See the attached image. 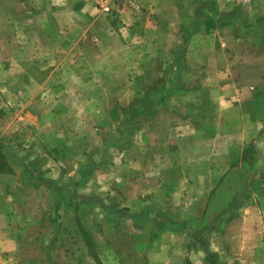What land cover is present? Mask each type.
Listing matches in <instances>:
<instances>
[{
	"label": "rangeland",
	"instance_id": "1",
	"mask_svg": "<svg viewBox=\"0 0 264 264\" xmlns=\"http://www.w3.org/2000/svg\"><path fill=\"white\" fill-rule=\"evenodd\" d=\"M117 9L0 0V202L13 216L0 264H264V146L250 142L264 120L229 114L249 96L230 87L204 91L215 120L197 109L179 38L172 57L149 42L117 71ZM237 59L239 79L264 70Z\"/></svg>",
	"mask_w": 264,
	"mask_h": 264
},
{
	"label": "crops",
	"instance_id": "2",
	"mask_svg": "<svg viewBox=\"0 0 264 264\" xmlns=\"http://www.w3.org/2000/svg\"><path fill=\"white\" fill-rule=\"evenodd\" d=\"M263 1L242 4L227 0H118L117 11L123 25L121 32L125 40H128V45L123 44L121 53L114 54L109 51L108 56L109 58L115 56L118 59L115 62L120 68L117 71H123L125 64L119 63L124 62L123 57L140 58L150 55L149 50L144 48L149 42L163 43V47L154 55L172 57L174 51L172 41L179 38L186 47L182 48L177 56L195 58L191 59L196 61L195 72L201 76L196 84L197 91H201L195 98L197 109L204 110L205 107L211 106L215 120L218 117L215 115L219 100L214 91L212 98L206 101L204 91L226 87L242 89L249 95L248 98L233 99L232 107L227 110L228 113L233 114L238 120L260 122L264 120V93L261 95L258 91L261 89L258 88L264 87V70L262 66L258 69L252 65L243 66L246 76L240 80V65L238 66L237 58H264V5L261 4ZM25 37L27 40L40 39L38 34ZM104 52L106 51L101 53ZM227 74L233 76V79L225 82L223 79ZM221 81L225 83L221 84L223 83ZM255 90H257L256 94L255 92L252 94ZM245 125L247 126L244 124V127ZM242 132L245 130L239 133L242 135ZM214 136L216 135L213 134L212 137ZM251 141L257 146H264V132H257ZM230 147L232 146L219 151L228 153L231 151ZM215 183L219 184V182ZM8 199L11 202V195H8ZM247 199L245 193H240L239 200L243 201V205L236 209L246 210ZM11 207L10 204L6 206L0 202V261L2 258L6 261L2 257L3 250L9 251L12 248Z\"/></svg>",
	"mask_w": 264,
	"mask_h": 264
},
{
	"label": "built area",
	"instance_id": "3",
	"mask_svg": "<svg viewBox=\"0 0 264 264\" xmlns=\"http://www.w3.org/2000/svg\"><path fill=\"white\" fill-rule=\"evenodd\" d=\"M97 8H100L104 12H111L113 10V5H115L116 0H92ZM118 1V0H117ZM228 2H238L242 4H249L252 0H227ZM112 13V12H111Z\"/></svg>",
	"mask_w": 264,
	"mask_h": 264
}]
</instances>
